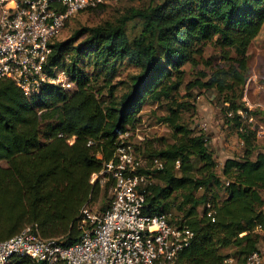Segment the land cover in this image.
I'll list each match as a JSON object with an SVG mask.
<instances>
[{"label": "trees", "instance_id": "1", "mask_svg": "<svg viewBox=\"0 0 264 264\" xmlns=\"http://www.w3.org/2000/svg\"><path fill=\"white\" fill-rule=\"evenodd\" d=\"M130 21L141 24L133 38L127 32ZM263 27L264 0H155L129 8L115 23L83 27L53 41L48 68L65 69L76 85L73 91L46 84L27 96L14 81L1 79L0 162L7 164H0V241L34 225L43 238L75 243L78 214L99 191L93 174L116 159L120 136L137 125L149 93L153 102L166 103L160 120L171 128L172 141L149 145V160L160 159L164 167L142 188L145 213L178 207L183 216L172 213V218L184 219L195 232L175 264H226L231 256L234 264H245L264 239V152L258 150L256 130L240 113L247 111L242 97L249 49ZM209 45L219 50L224 65L210 74L199 71L201 78L187 88L216 90L243 141L242 159L224 167L222 175L207 136L196 134L184 119L193 105L180 97L184 66L198 65ZM85 58L98 70L94 83ZM126 60L140 72L128 77L117 97L112 82ZM229 248L233 253L224 254Z\"/></svg>", "mask_w": 264, "mask_h": 264}, {"label": "built area", "instance_id": "2", "mask_svg": "<svg viewBox=\"0 0 264 264\" xmlns=\"http://www.w3.org/2000/svg\"><path fill=\"white\" fill-rule=\"evenodd\" d=\"M107 1L0 0V80L14 81L27 96L40 93L46 84L72 88L75 83L65 70L48 68L51 44L70 17ZM115 157L93 174H107L114 196L100 211L89 202L83 205L75 222L80 231L75 243L43 238L36 226L28 225L0 241V264H175L195 232L171 213L144 211L146 190L142 188L153 181L164 163L138 159L124 143ZM208 214L212 216L213 211ZM245 264H264L263 244L248 255Z\"/></svg>", "mask_w": 264, "mask_h": 264}, {"label": "rangeland", "instance_id": "3", "mask_svg": "<svg viewBox=\"0 0 264 264\" xmlns=\"http://www.w3.org/2000/svg\"><path fill=\"white\" fill-rule=\"evenodd\" d=\"M154 2L155 0H108L100 6L85 9L70 17L54 41H64L83 27H95L105 22L115 23L127 13L129 8L145 7ZM140 29L141 24L137 21H130L127 24V32L130 38L135 37L140 32ZM198 59V65L192 67L187 64L184 66L187 73L184 79L185 82L181 87L180 97L183 96L184 100L189 101L193 105L190 111L184 113V119L189 127L195 130L196 134L202 133L207 136L209 147L213 150L217 160L218 173L222 175L224 167L229 166L235 159H242L244 144L239 138L234 124L227 120L223 98L218 96L216 90L194 88L189 91L187 88L188 83L196 78H201L199 71L210 74L224 65L219 50L212 45L206 47ZM83 66L90 73L93 82L98 70H93L88 63V58L83 59ZM249 68V78L242 97V102L247 111H240V113L247 119L248 123L252 124V129L256 130L258 150L264 152V27L249 49ZM59 69L65 70L62 67H59ZM139 72L140 67L127 60L117 67L116 76L112 82L117 84V97H121L126 90L128 77ZM206 79L204 78V80ZM118 81H123V83L118 84ZM102 84L100 80L97 89ZM62 88L67 91H73L76 89V85L74 84L72 88ZM100 98L102 100L107 99L106 91L105 94L100 95ZM165 105L166 103L160 106L157 102H153L152 97H149L148 93L138 114L139 122L134 128H130L129 131L120 136L121 144L130 145L131 151L136 158L149 160V145L152 144L154 148H159L163 142L172 141L171 128L160 120L167 113ZM255 112L261 113L255 114ZM258 123L263 127H259ZM72 142H74V139L71 140ZM146 147L148 150H145ZM0 164L6 166L7 163L1 161ZM142 165L146 166L145 164ZM92 178V182L99 180V191L95 190L88 202L92 208L100 211L109 205L114 196L113 181L107 177L105 172ZM199 211L202 213L203 208L200 207ZM170 213H176L180 217L183 216V212L178 207L174 208ZM75 227L77 228L76 223ZM262 243L264 245V239ZM233 251L234 249H225L224 254H231ZM225 263L234 264V258L232 256L228 257Z\"/></svg>", "mask_w": 264, "mask_h": 264}]
</instances>
